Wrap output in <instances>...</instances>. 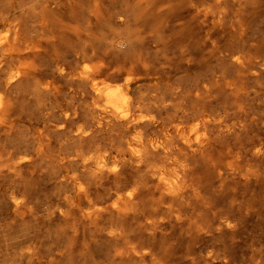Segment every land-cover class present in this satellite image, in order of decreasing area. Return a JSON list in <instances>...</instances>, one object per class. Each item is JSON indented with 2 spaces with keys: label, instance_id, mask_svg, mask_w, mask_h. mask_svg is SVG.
<instances>
[{
  "label": "bare ground",
  "instance_id": "obj_1",
  "mask_svg": "<svg viewBox=\"0 0 264 264\" xmlns=\"http://www.w3.org/2000/svg\"><path fill=\"white\" fill-rule=\"evenodd\" d=\"M16 1L0 0V137L16 134L13 115L19 105L33 104L39 117L26 138L30 145L9 151L7 171L53 148L61 166L55 178L69 187L54 211L66 220L76 210L73 234L83 222L98 227L123 261L165 264L173 244L156 241L168 224L178 225L182 234L233 230L238 220L231 212L217 215L209 226L194 213L206 201L204 171L233 178L236 158L264 154L258 134L243 141L248 126L243 105L233 113L211 106L219 85L234 97L241 88L225 79L222 68L187 84L163 88L158 82L180 70L171 64L167 31L181 28L175 46L185 59L182 68H193L192 47L214 52L217 41L196 33L206 22L223 18L228 8H220L227 0H119L109 4V13L100 0L80 5L18 0V6ZM186 15L192 19L189 28ZM146 44L161 55L159 60L144 51ZM247 46L219 56L239 69L250 65L253 52ZM257 59L253 63L264 67V58ZM217 145L226 146L233 158L215 154ZM22 190L14 187L8 201L19 215L27 199ZM145 193L152 197L144 200ZM143 233L148 240L141 239ZM213 255L210 249L207 256Z\"/></svg>",
  "mask_w": 264,
  "mask_h": 264
},
{
  "label": "rangeland",
  "instance_id": "obj_2",
  "mask_svg": "<svg viewBox=\"0 0 264 264\" xmlns=\"http://www.w3.org/2000/svg\"><path fill=\"white\" fill-rule=\"evenodd\" d=\"M81 1L84 0H75L76 5H80ZM100 1L103 4L104 12L109 13L111 8L109 4L112 5L119 0ZM240 2L239 0L224 1L222 3L224 5L220 9L224 11V8L225 10L228 8L229 13L224 12L223 18L216 23L206 22L200 29L203 32L195 31L198 37H211V39L215 37L216 39H214L217 41L214 44V46L216 45L214 52H208L209 50L205 46L192 47L191 59L196 64L193 68L187 70L182 68L185 59L181 58L179 50L175 46L181 28L171 27L167 31L169 38L171 37V48L169 47V52L172 54L171 64L173 63V67L180 70L162 76L158 82L160 81L159 85L161 84L160 86L163 88L179 81L187 84L186 82L190 83L197 77L209 76L213 70L220 71L222 68L223 74L225 73L224 77H229L227 80L234 84L238 83L236 86L241 88L240 96L228 95L225 88H221L224 85H219L215 91L218 99L211 106L214 108L215 106L216 108L226 107L229 112L233 113L238 109L239 104L243 105L246 110L243 118L248 126L242 137L243 141H247L258 135L264 139V67L259 68L256 63H253L258 60V57L259 60L264 58V0ZM18 4L17 0L16 5L18 6ZM226 18L227 20H225ZM184 19L186 28L191 27V16L186 15ZM205 28L207 31H204ZM73 40L77 41L75 38ZM243 41L244 43H242ZM246 42L249 46L245 44ZM243 44L253 52L250 65L248 63L247 66L238 69L220 58L219 55L224 50L242 48ZM150 46L146 44L143 47L144 51L148 55L150 54L149 56L153 57V60H157V57L159 60L161 55H158L155 49ZM153 81L155 80L146 82ZM34 110L33 104L28 102L19 105L13 115L14 122H17L18 125L16 134L9 138L0 137V163L5 165L1 167L0 164L1 175L3 174V177L0 176V180L2 179L3 182H0V263L136 264L133 260L123 261L120 257L115 256L114 243L101 235L98 227L92 224L81 223L79 233L74 235L72 226L75 222L76 210H72L66 220L54 211L61 204L63 193L69 187L55 178L61 166L52 157L53 148H48L45 152L49 154L45 155L44 153L34 161L22 163L16 171H7L9 151L15 146L30 145L26 138L29 135V130H33L35 119L39 117L37 116L39 113ZM20 135L22 136L20 137ZM16 137L19 139L16 140ZM14 141L17 145L13 143ZM226 148V146L217 145L213 147V151L222 159L229 160L233 156L226 151L228 150ZM241 156L236 158L235 165L238 167V173L233 178L218 179L214 173H210L208 170L203 172V192L206 201L201 203L202 205L199 204L194 213V216L199 218L205 226H209L217 215L231 212L238 220L236 227L233 230H224L213 234L196 232L182 234L178 225L168 224L166 234L159 236L156 241L157 245L173 244L165 264H264V154L259 157L253 155L250 157V154ZM39 161L43 162V165L39 164ZM53 166L54 169H52ZM57 166L60 167L57 169ZM16 186L23 189L22 191L27 196L23 215H19L12 209V206L8 205L10 191L14 187L17 188ZM151 197L152 195L149 193L142 196L144 200H149ZM145 238L149 239L148 235L143 233L141 239L145 240ZM210 249L214 251V255L208 257L207 253Z\"/></svg>",
  "mask_w": 264,
  "mask_h": 264
}]
</instances>
